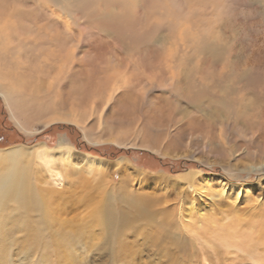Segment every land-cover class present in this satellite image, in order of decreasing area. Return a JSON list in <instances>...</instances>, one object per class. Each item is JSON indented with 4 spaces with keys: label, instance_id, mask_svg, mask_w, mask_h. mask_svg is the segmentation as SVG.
<instances>
[{
    "label": "rangeland",
    "instance_id": "obj_1",
    "mask_svg": "<svg viewBox=\"0 0 264 264\" xmlns=\"http://www.w3.org/2000/svg\"><path fill=\"white\" fill-rule=\"evenodd\" d=\"M10 1L6 12L47 37L21 34L18 20L0 23V94L3 84L13 94L0 97V151L21 152L0 161V206L14 180L33 204L10 210L16 223L0 211V238L15 230L0 242V264L155 263L156 245L171 242L152 246L136 231L160 221L178 236L229 221L264 235V0ZM42 145L55 154L70 147L71 157L56 155L49 172L34 157ZM126 193L148 199L154 218L133 222L124 208L125 251L99 253L103 208H122ZM28 220L80 227L81 236L62 239L68 258H43L21 241ZM187 242L179 262L200 264ZM241 256L219 257L250 264Z\"/></svg>",
    "mask_w": 264,
    "mask_h": 264
},
{
    "label": "bare ground",
    "instance_id": "obj_2",
    "mask_svg": "<svg viewBox=\"0 0 264 264\" xmlns=\"http://www.w3.org/2000/svg\"><path fill=\"white\" fill-rule=\"evenodd\" d=\"M34 1L37 2L38 0H34ZM46 1L50 2V0H46ZM52 1H57V0H52ZM62 2L67 3L69 5L77 4L80 7H82V5L83 6L90 5L93 2V0H62ZM3 3H4V0H0V4H2L0 5V23L2 22L7 23V21L9 20H18V27L21 30L20 31L21 34L32 36V35H35V30H37L39 31V33H43V36H41L42 35L41 34L37 38L38 40L47 37V34L43 32L42 30H40V28L34 29V26L31 25L29 21L26 22L25 24L21 23L20 19L21 17H23L21 12H18V11L6 12V9L3 6ZM10 3L17 4V3H20V0H12L10 1ZM70 14H71L70 16L66 15V18L67 17L69 18L70 24L69 25L64 24L67 31H70L71 24L76 25V20H77L76 16L78 13H75V14L70 13ZM83 31H85L86 34H90L89 31H87V29H83ZM43 45L44 47H46L48 44L44 43ZM98 57L99 55L96 54L94 56V59L95 58L98 59ZM162 81H165V79L163 78ZM3 88H4L3 94H0L1 95L0 97L3 99L5 103H9L10 100L13 98V94L10 91L11 88L7 87L6 84H3ZM29 90L31 89L29 88ZM39 90L40 89L37 88L36 91L39 92ZM41 91L43 92V90ZM108 94H109V91H108ZM108 100L105 102L106 104L108 103ZM53 121H54L53 119H51V121L44 120L45 123H49ZM63 146L60 148L58 152L56 151L57 154H55L49 148L42 145L38 149H36V151L34 152L35 153L34 157L41 166L46 167V169L48 170L47 167L53 163L52 160L55 159L56 155H57V158L62 161L67 159L68 157L69 158L71 157L72 148L67 147V146L63 147ZM19 154H21V152L17 150L16 148H7L4 151H0V161H5L7 159H13V157L18 156ZM85 160H86L85 165L87 164L89 167L100 166L101 164L98 161L96 162L94 160H90L87 158H85ZM20 186H21L20 182H17L16 180H14L12 186L10 187L11 194L5 198L4 202L0 206V211L4 213L3 215L6 217L5 218L6 220L8 217H10L9 215H12V213L8 214L10 210L13 211L14 209L17 210L18 208H20L23 211L24 209H29V208H32L33 206V204L28 201L29 199H31L30 197H27L28 199L26 200V202H23L22 200L25 201V198L23 199L17 196L18 193L21 194L20 188L21 190L23 189V187L22 186L20 187ZM9 201L14 202L15 204L11 206L10 205L11 203ZM118 201L121 202L122 204L121 207L123 209L117 207V205L116 207L111 206V204L110 205L105 204L103 208V215L105 217L101 223L99 222V225L101 227V232L104 233V236L107 242L103 244L105 245L104 247L99 248V253L100 251L107 253L108 248L110 246L112 247L113 245H115L113 246L115 248L113 249L110 248V249L115 250V252L116 250L125 251L127 239L121 233L122 230L125 229L124 224H122V218L124 216V213H123L124 208L129 207L131 211L133 212V218H134L133 222L139 221V220L149 221L150 219L154 218L155 213L145 208L148 202V199H146L144 196H140L137 194L135 196H131V194L126 193V194L121 195ZM10 218H8V221ZM12 219L13 218H11V221L12 223H14L15 221ZM32 222H33L32 220H28L27 225L24 226L22 229L23 230L22 234L20 233V231L18 232L20 233L19 234L20 237L22 235L21 241L24 243L28 242V244H31V245L34 244V246L36 245L38 249L37 254H39V256H42L43 258L49 257L52 253L55 254L57 258H60L62 260L64 258H68L67 254L69 253L68 252L69 248L66 247V242H65L66 239L73 240L75 237L79 238L81 236L80 227L73 228L72 230L65 229V227L60 228L61 226L59 228H53L52 227L53 225L51 226L50 222L49 224L43 222L41 228L40 227L37 228L36 226H33ZM256 223L257 222H255V224ZM167 225L169 227H173L172 224L169 225L168 223H166V221H160L159 223L155 224L154 227H149L150 228L149 231L148 230L146 231L145 228H142L141 226H140L141 229L136 231L142 236V238H144L143 241L149 238V240H151L152 246L155 245L158 238L168 239V241L171 242V244H167L166 241H164V243H159L158 244L159 247L156 245L154 249L159 250L160 254H158L159 259L155 261V263L143 262L142 264H181L183 263L181 261L179 262V259H180L179 256L181 254L180 252H184L185 246L187 245V243H189L187 241H190L193 244V246H195L194 247L195 250H198L199 252H201L200 264H233L234 257H230L229 262H226L225 259L219 257L220 255L224 253H229V252H235L236 254L238 253L242 255L241 258L246 261L248 260L250 264H264V249L260 248L261 244L264 243V235L256 234L255 231H253V229H250L251 226L242 228L241 226H239L237 222H233V221H229L228 223H222L219 225L215 223L214 224L210 223L203 227L194 226V225H191V226L186 225L187 228L185 227L183 228L187 229L185 231L188 236H184L183 235L184 232H182L178 236L176 234L172 235V232L169 233L168 230L165 231L164 228ZM18 227L20 226H17L15 224L14 229ZM59 230H62V231H59ZM130 231L134 232L132 225L130 226ZM12 232H15V230L10 231V229L8 228L4 229L2 237L0 238V242L5 245V242L7 241V238L9 237L7 235L11 234ZM187 237L189 240L187 239ZM62 239L65 241H62ZM116 244L118 245L117 247H116ZM205 244L206 246H204ZM75 248L74 247L71 248L73 250V251L71 250V252H75ZM194 252L195 251H193V253ZM190 257L191 256L188 257L189 260H190ZM188 259L187 257L185 258V260H188Z\"/></svg>",
    "mask_w": 264,
    "mask_h": 264
}]
</instances>
